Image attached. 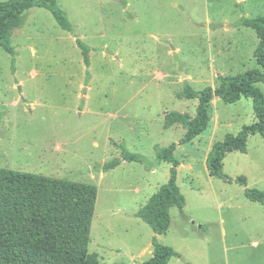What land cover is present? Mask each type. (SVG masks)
Returning <instances> with one entry per match:
<instances>
[{"label":"rangeland","instance_id":"rangeland-1","mask_svg":"<svg viewBox=\"0 0 264 264\" xmlns=\"http://www.w3.org/2000/svg\"><path fill=\"white\" fill-rule=\"evenodd\" d=\"M55 1L71 32L31 7L12 32L13 52L0 47V167L95 185L88 253L98 264H139L155 234L135 212L169 177L155 146L175 143L185 206L171 208L169 229L156 235L179 253L168 264H264V206L235 180L264 190L263 139L251 135L246 152L226 154L227 180L205 164L214 142L255 120L251 99L213 98L206 129L190 142L178 144L181 125L162 127L168 110L194 115L197 100L175 96L185 85L215 87L219 74L257 67L254 31L234 23L264 15V0ZM75 38L90 48L89 66ZM119 143L148 165L96 171L119 157Z\"/></svg>","mask_w":264,"mask_h":264},{"label":"trees","instance_id":"trees-1","mask_svg":"<svg viewBox=\"0 0 264 264\" xmlns=\"http://www.w3.org/2000/svg\"><path fill=\"white\" fill-rule=\"evenodd\" d=\"M31 7L46 8L62 29L73 30L66 13L55 0H4L0 1V47L13 52L12 32L22 24L23 13ZM234 24L254 31L258 39L253 50L257 67L234 75L219 74L215 87L194 90L185 85L175 96L196 99L194 115L168 110L162 120L163 129L176 124L184 128L178 142L182 144L192 141L206 129L213 98L225 103L250 98L255 120L242 126L237 133H227L214 142L207 154L205 164L209 176L222 180H227L223 160L228 152H246L247 139L251 135L259 134L264 141V96L256 86L264 83V15L241 17ZM75 42L81 49L84 64L89 66L90 48L79 38H75ZM117 145L119 157L97 166L96 171H107L121 161L148 165L143 155L130 152L123 143ZM175 148V143L155 146L156 161L169 162L171 167L168 180L135 212L155 234L151 257L139 264H168L171 257L179 256L172 247L159 243L156 237L169 229L170 209L182 210L185 206V197L176 182L179 162L173 154ZM235 180L244 186L247 200L264 206V190L248 187L242 177ZM96 197L97 187L90 183L0 167V264H98L95 255L88 253Z\"/></svg>","mask_w":264,"mask_h":264},{"label":"crops","instance_id":"crops-1","mask_svg":"<svg viewBox=\"0 0 264 264\" xmlns=\"http://www.w3.org/2000/svg\"><path fill=\"white\" fill-rule=\"evenodd\" d=\"M122 162H124V161H121V163H122ZM117 166H118V165H117ZM153 170H154V169H153ZM100 172H102V171H100Z\"/></svg>","mask_w":264,"mask_h":264},{"label":"water","instance_id":"water-1","mask_svg":"<svg viewBox=\"0 0 264 264\" xmlns=\"http://www.w3.org/2000/svg\"><path fill=\"white\" fill-rule=\"evenodd\" d=\"M183 76H185V75H183Z\"/></svg>","mask_w":264,"mask_h":264}]
</instances>
